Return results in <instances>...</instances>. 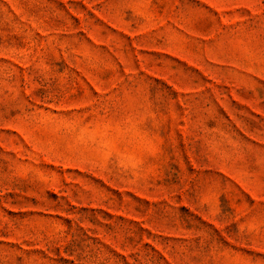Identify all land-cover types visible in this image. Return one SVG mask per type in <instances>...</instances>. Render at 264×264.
<instances>
[{
    "label": "rangeland",
    "instance_id": "obj_1",
    "mask_svg": "<svg viewBox=\"0 0 264 264\" xmlns=\"http://www.w3.org/2000/svg\"><path fill=\"white\" fill-rule=\"evenodd\" d=\"M0 264H264V0H0Z\"/></svg>",
    "mask_w": 264,
    "mask_h": 264
}]
</instances>
